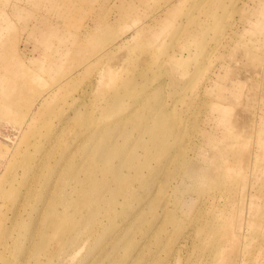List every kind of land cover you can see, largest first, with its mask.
Segmentation results:
<instances>
[{
  "label": "rangeland",
  "instance_id": "374dc122",
  "mask_svg": "<svg viewBox=\"0 0 264 264\" xmlns=\"http://www.w3.org/2000/svg\"><path fill=\"white\" fill-rule=\"evenodd\" d=\"M118 1L0 0V252L10 248L8 264H132L125 245L137 238L140 223L125 228L117 248L106 237L131 213L125 198L152 183L153 194L159 187L156 202L175 208L168 223L181 228L158 229L162 206L146 209L154 222L150 232L157 229L159 238L151 242L144 234L133 253L153 251L166 264H264V0H255L257 9L245 15V0H226L225 10L182 0L168 19L193 18L147 57L136 27L128 26L151 12L164 16L171 0H145L127 24L84 42L92 17L113 19ZM73 10L80 12L77 19L70 18ZM216 10L220 17L213 20ZM182 47L188 50L179 54ZM115 63L124 66L101 77V69ZM86 64L71 83L77 100L58 91L51 96L61 74L77 66L79 73ZM148 79L153 83L146 86ZM126 85L135 94L129 96ZM148 89L158 102L140 106ZM111 91L124 103L110 112ZM156 109L160 121L151 120ZM35 116L51 122L44 134L30 124ZM13 127L28 136L19 154L11 152L18 139L6 146ZM163 154L167 158L157 160ZM145 163L144 174L154 179L144 190L122 183L121 170ZM200 165V171L220 173V185L201 189L188 181ZM165 180L173 188L162 185ZM52 210L74 221L68 235L47 228ZM171 236L177 244L185 237L181 254L175 247L157 250ZM117 252L124 260L114 263Z\"/></svg>",
  "mask_w": 264,
  "mask_h": 264
},
{
  "label": "bare ground",
  "instance_id": "6f19581e",
  "mask_svg": "<svg viewBox=\"0 0 264 264\" xmlns=\"http://www.w3.org/2000/svg\"><path fill=\"white\" fill-rule=\"evenodd\" d=\"M143 1H145V0H119L118 3L116 4V8H117L118 12L116 13V15L114 16L113 19H111V17L105 18L102 15V13H100V17H96V18L92 17L91 24L86 26L88 33L85 36L86 39L84 40V42L86 40L88 41L91 38H96L98 40L101 38L102 35L105 36L106 34H110L114 29H116V27L122 26L121 24L123 22H126V24H127L128 19L132 18V14L136 10H138L137 7L141 6ZM206 2L211 4V6L215 7L216 9L219 7V8H222L223 10H225L228 7L226 0H206ZM182 3H183L182 0H171L169 2V4L166 6V8L164 9V10H166L164 13V16L160 12H151V13L146 14L142 21H139V19H134V22H132V25L128 26L131 28L136 27V31L138 33L137 34V41H139L138 45L143 44V43L146 45L145 47L142 48L144 51H146V57L149 56L148 54L154 55V53L156 51H159V52L162 51L163 48L165 47V46H163L165 39L167 37H169L170 35H172L173 33L179 31L181 29V27H184V26L189 24V19H190V17L193 18L192 16H190V17L183 16V17H181V20H179V19H168L170 11H174L176 7L180 9V7L178 5H180ZM245 6L248 7V10H242ZM255 9H257L256 5H255V0H245L243 5L241 6V10H242V13L244 15L246 13L253 12V10H255ZM261 11H263V10H261ZM66 13H65L64 17L68 20L69 17L66 16ZM79 15H80V12L73 10L70 13V18L77 19ZM212 17H213V20L219 19L220 14L217 12V10L215 11V13L212 14ZM196 21H197L196 25H198V24L202 25L201 22H199L198 20H196ZM128 27L126 30L129 29ZM189 34L192 37L195 35V32L189 31ZM82 36H84V32H82ZM84 42H83V44H84ZM186 42H187V40H186ZM184 50H188V47H182L179 50V54H183L184 52H186ZM105 52L106 51L102 52V55H105L104 54ZM260 60L263 61V59H260ZM134 61L137 63H140L142 66L141 61H137L135 59H134ZM62 62L65 64L64 57H62ZM135 62H130V63L136 64ZM79 64H81V63H79ZM88 65L89 64H86L85 66H83L80 69L79 73L76 71L78 68V66H77V68L74 67L68 73L61 74L58 85L52 91L51 96H53L58 91L62 94V97L65 94L68 97L67 100L69 102H71V101L74 102L75 100H77V98L80 96H75L74 94H72V90H74L73 89L74 87L71 86V83H73L79 79V75H82V73H84V70L88 69V67H89ZM136 65H138V64H136ZM92 66H101V63L98 62ZM122 66H124V65L118 64V63L113 64V66L108 65L107 67H103L101 69V71L99 72V74H101V77H102L104 75V73L107 72L106 78H109L114 73H116L117 70ZM142 67H144V66H142ZM263 70H264V67H263ZM149 80L150 79H148L145 82L146 86H149L153 83V82H150ZM90 83L94 85V87H93V89H94L95 83L93 81L92 82L90 81ZM112 83L113 84L115 83L114 79L112 80ZM86 84L89 85L88 83H86ZM157 85H158V88H161V87H163V82L161 83V80H159V83ZM126 89H127V94L129 96L135 94V92H136V90H134V89L129 90L127 85H126ZM207 91H208L207 95H210V93H211L210 87ZM151 93H152L151 89H148L147 91H145V93L143 94V98L140 99V102H141L140 106L145 107L146 104L148 105L152 101L158 102V100L156 99V95H153ZM45 98H46V95L43 96L40 105H42L44 103ZM107 101H108L107 104L110 106V112L116 111V109L120 108L124 103L123 102L124 99L122 98V96L114 94V93H112V91L108 95L106 102ZM161 112L162 111H159L158 109H156V111H154L151 114V120L160 121L161 116H162ZM109 115H110V113H109ZM36 116H35V119H32L30 121V124L36 128L35 131L38 134H44V128L47 129L51 122H49L46 119L40 118V117L36 118ZM172 126H174V125H172ZM13 129H14V127L12 128V131L9 133L8 137L5 138L6 139V146H7V148L10 149L12 147L13 143L18 139L19 140L18 143L16 144L15 147H12L11 152L19 154L21 149L25 145H27L28 136H25V134H22L19 137L20 129H15V130H13ZM205 133H206V131L203 130L202 134H205ZM34 140H35V138L32 137V139L29 141V143L32 144V141H34ZM165 156L166 155H164V154L163 155H157V160L159 159V161H163V158ZM166 158L167 157H165V159ZM169 161L170 160L168 159L167 163ZM146 168H147L146 163L142 164V166L139 165V166H135V167L128 165L126 168L121 170L122 183L126 186H128L129 184L133 185V184L138 183V184H141L143 186V190H144L147 187L148 180L151 179V182H152V179H154V176L158 173V171L160 169L164 168V162H162L158 165V169H157L156 173L154 174V176H153V174L152 175L144 174ZM200 168H201V165L196 171H192L191 173H189L187 175V177L189 178L188 181H193L194 184L197 183L198 186L201 187V189L205 188L206 186L216 187V186L220 185L216 181L217 178L220 177V173L213 171V170L200 171ZM172 177H173L172 175L167 174L165 179H169ZM178 178L179 177H177V180H178ZM169 180L162 181L161 184L164 185L166 183H169ZM169 184H170L171 188H173L172 183L170 182ZM46 186L47 185L44 186L43 191H44ZM151 186L153 187L152 183H151ZM152 187L147 188L145 191L137 192V194H134V197H132L131 199L125 198V200L123 201L124 206H125V208L129 207L128 210L126 211V213L131 212L130 215L128 216L129 218L126 215L125 216L123 215L122 219H121L122 220V226L120 228H118L117 230H114L112 233H109L106 237L107 242H109L111 244V249L117 248L119 243H121L123 241V232H125V228H127L131 224H134L135 221L137 223H140L141 230L140 231H133L134 234H136V235L138 234L137 238L134 239V242H129L125 245L126 249L129 250V254L125 257L128 260H130L129 262L130 263L132 262V264H166L167 263V260L160 258L158 256V254L153 252V251H141L139 249L135 253L132 252V250L135 247V244L137 242H139L137 240L139 238L141 239V237L144 234H145L146 239L151 241V242L153 240L159 238V233H157V231H158L157 229L154 230V228H153L152 231L150 232V230H151L150 228L154 225V222H153V220L148 219L147 214H146V209H150L154 213L153 209L158 210L162 206V211H164L165 214H163V216H164V218L162 217L163 220L161 219L158 222V229L162 228V227H166V225H168V224H171L172 226H174L175 231H176V229L179 230L181 228V226H178L177 223H173V224L171 222L168 223L167 220L170 219V217L172 215L171 211L175 210V208L172 205H170L169 203H165L162 205L161 204L162 199H160L156 202L155 196L158 195L159 187L157 186V193H156V190H154V194H153V192H151ZM166 187L168 188V185ZM123 188H126V187L122 186V187L116 189L115 195L117 196L119 191ZM128 193H130V192L127 189H125L124 194L127 195ZM149 193L152 194L150 196V198L147 197V195ZM145 199H147V200L149 199V200L146 202ZM131 204L133 205L132 207H131ZM52 211H53V214L51 215V219L47 224V228L51 232H53L54 234H58L59 237H62L64 235H68L70 230H71V227L74 225V221L71 220L66 215H63L61 213H56V210H52ZM152 237H154V238L151 240ZM17 240H18V238H17ZM184 243H185V237L183 238V240L179 244H177L174 236L173 237L171 236L168 238V246L159 241L156 245V248H157V250L165 248V249H163V251L170 252V251H172V248L175 247L176 254H181L180 250L183 249ZM11 245H14V243L12 242ZM8 249H10V248L8 246H5V249L2 252H0V264H8V262L6 261V258H7L6 256L8 255V253H7ZM7 259L10 261L9 258H7ZM111 260L114 263L115 262L117 263L118 261L122 262L124 260V256L120 255L117 252V255L111 256Z\"/></svg>",
  "mask_w": 264,
  "mask_h": 264
}]
</instances>
